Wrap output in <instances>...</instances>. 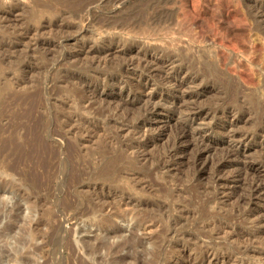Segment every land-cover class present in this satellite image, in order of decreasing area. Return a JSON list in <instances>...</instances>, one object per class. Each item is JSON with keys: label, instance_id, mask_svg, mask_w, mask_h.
I'll use <instances>...</instances> for the list:
<instances>
[{"label": "rangeland", "instance_id": "374dc122", "mask_svg": "<svg viewBox=\"0 0 264 264\" xmlns=\"http://www.w3.org/2000/svg\"><path fill=\"white\" fill-rule=\"evenodd\" d=\"M192 1L202 15L196 26L187 13ZM215 1L0 0V264H172L177 252L184 248L194 254L202 242L264 264L258 257L251 260V254L242 255L241 249H264L263 240L241 241L238 247L227 233L215 232L211 240L206 238L211 229L201 230L206 220L217 225L240 215L242 210L235 215L230 211L234 199L212 203L213 193L197 185L190 161L183 163V157L174 159L171 173L153 166L160 163L182 119L168 109L174 99L180 101L179 95L170 94L160 76L144 87L139 70H119L183 68L205 87L215 82V89L206 90L195 87L201 82L195 81L187 92L203 91L198 105L217 109L215 117L198 120L215 126L206 138L215 147L216 161L227 148L223 128L228 121L244 133L255 121L252 107L264 109V17L258 29L248 15L258 5L263 12L264 1L230 0L238 17L250 18L243 23L224 22ZM216 24L228 38L239 39L241 51H225V63L219 58L223 50L215 38ZM254 40L261 51L250 46ZM108 49L114 54H99ZM148 53H157L156 59ZM226 67L252 74L254 84H239ZM87 76L93 79L85 82ZM104 76H119L122 83L108 91L101 86ZM236 81L247 102L245 113L242 118H222L218 108L230 106L227 98ZM141 86L155 95L149 103H158L162 113L152 117L148 129L125 130L124 119L142 116L148 95L130 102L122 90ZM86 93L89 105L76 102ZM118 103L128 112L116 115ZM112 117L118 125L110 122ZM141 142L148 145L139 152L135 147ZM260 150L257 141L239 148L249 161L257 159ZM201 180L208 179L204 175ZM257 207L264 212V200Z\"/></svg>", "mask_w": 264, "mask_h": 264}, {"label": "bare ground", "instance_id": "6f19581e", "mask_svg": "<svg viewBox=\"0 0 264 264\" xmlns=\"http://www.w3.org/2000/svg\"><path fill=\"white\" fill-rule=\"evenodd\" d=\"M216 1H215L216 2L215 4L217 5V8L223 13V18H221V19H223L224 22L231 23L230 21L233 20L236 22L238 21V22L243 23L246 20L250 19V18L247 19L245 14L238 17V15H240V14H238V12H236V11H238L237 9L234 10L231 8L232 6H230L231 5L230 0H216ZM263 1L264 0H261V2H263ZM260 4H262V3H260ZM195 5H196V3H195ZM195 5H194V2L192 1L190 8L187 6V8H189L187 13H189L188 15L191 17V25H194V26L197 25L198 17H202V15L199 16L200 13L199 14L197 13V8ZM248 10H250L249 7H248ZM199 11H200V9L198 10V12ZM249 13L250 14H248V15H250L251 18H253V19H251V20H253L252 22H254L255 25L258 24V26H256L257 28L258 27L261 28L262 27L261 21L259 19L264 17V14H263L264 11L262 12V10H260V7L258 5V7L255 6V9L251 10ZM250 16H248V17H250ZM80 19H82V18H80ZM243 25L244 24H242V26ZM227 35L228 34L223 30V27H221L220 24L215 25V38H216V41L219 43V47L223 50V51H221V54H219V58L222 59L223 63H225L223 58H222V57H224L225 51L226 52H232V53L241 51V49L239 48V43H238L239 39L237 41V40H235V39H237V37L235 39H233V38H228ZM232 37H235V36H232ZM253 42L254 43H252V44L250 42V44H251L250 46L252 47V49H256V50L259 49L260 45L258 46V43L257 42L255 43V40ZM263 44H261V45H263ZM130 48L132 49L133 47L130 46ZM112 50L114 52H120L121 51V50L114 49V48ZM112 50L111 49H108L105 51L102 50V51H100L99 54H112V53L114 54V52H111ZM124 50H122V51H124ZM94 51H93V54H94ZM147 55H148V57L150 55L151 58L156 59L154 57L157 55V53H155V55L148 53ZM160 55H159V57L161 58ZM146 60H148V59H146ZM149 62L155 63L156 60H149ZM146 63H147V66L148 65L150 66V63H148V62H146ZM166 63L167 62H165V64ZM155 64H158V63L156 62ZM172 64H173V62L171 61V63H168L167 66L172 65ZM130 69H137L140 71L141 76L140 75L139 76L143 77V79L146 80L145 84L143 85L144 87L150 83V79L153 76H155V75L160 76L162 79V86H165L167 88L166 90L170 94H172L174 97H177L179 95V98H180V101L179 100L177 101L176 99H174L172 101V106L168 107V109L170 112L177 113V115L178 114L182 115V119H180V121L177 123L178 128L176 127L177 130L175 129L176 131H175L174 138H173V140L171 139L172 143H169L170 145L168 144L166 146V148H164L165 150H164V153L161 155V160L159 161L160 163L153 165V166H156L158 168V172L171 173L175 167V166H173L174 159L177 158V156L183 157V159H184V160H182L183 163H185V161L186 162L190 161L189 162L191 164L190 167H192V169H193L192 175H193L194 179L196 181H198L197 185H200V187L202 186L204 191H210L211 193H213V195H212L209 192V195L211 194V196H212L210 199V201L212 203L213 202L215 203V201H218V203L224 204V203L230 201V199H232V200L234 199V202L232 205L233 207H232V209H230V211L232 210V213H234V215H235L237 210H242L240 215H238L239 217L236 216V218L235 217L233 218V215L230 214V215H232V218H231V216L228 215L230 217V220L228 223H226V222L225 223H218L217 225H215L214 223L206 220V223L203 225V223L199 221L200 224L202 223V225H203V227H201L202 225L200 226L202 228L201 230H204V229L206 230V228H207L208 230L211 229V231H212V232L208 231L206 238L211 239V240L215 239V232H216L219 234L221 233V236H222V234L227 233V235L233 241V243L234 242L237 243L236 245H238V243L240 244L241 241L242 242L247 241V243H249L248 241H252L253 239L258 240V241L263 240L261 243H264V212L259 207H257V204L260 201L264 200V109L257 108L259 110L256 111L254 109V107H252L253 108V115H252V112H248L249 117L252 118L251 117V115H252L254 118L252 120H255V121L254 122L251 121L252 122L251 124H253L252 125L253 127L250 128L251 130H249L247 132H244V133L238 132L239 130H236L234 128L236 125H234V123L231 122V120L228 121L229 123H227L226 126H224V128H223L224 131L226 130V136L228 139L227 148L224 150V152L222 153L221 156L219 155L220 157H218V159L215 161V147L214 146L212 147L206 138L207 133L209 134V133L215 131V126L211 125V123H210V125L207 127V124L202 125L203 124L202 122H201L202 124H199L198 120H199V118H202V116L215 117V115L217 114V112H216L217 109H215L214 107L213 108L204 107L205 105L202 108L198 105L197 102L200 100L199 99L200 95H201L200 93H203L202 90H201L202 92H200L198 90L187 92L188 91L187 90L188 85L192 84V86H193V83L195 81L196 82L199 81L200 78L198 76L191 78V76H190V75H192L191 71L187 70L186 72H184L183 68H160V67L159 68H154V67L152 68V66H151V68H120L119 70L126 73ZM119 72H118V74H119ZM227 74L229 77L230 76L233 77V75H234V77L237 76V78H239V80H238L239 84L240 83L242 85L244 84V87L249 86V85L252 86L254 84V79H253L252 74H249V73H246L243 71L238 72L237 69L233 71V69L230 70V68L229 69L227 68ZM91 77L92 76H87L84 81L86 82V81L90 80L89 78H91ZM92 79H93V77L91 78V80ZM100 82H102L101 86H103L104 88L108 87V91H113V88H109V87H112V85L120 86V84L122 83L119 76H113V77L104 76V78L101 79ZM238 82L236 81L233 83L238 84ZM208 83H211L210 87H208V86L205 87L206 84H203L202 81L200 83L196 84L195 87L198 86L202 89L206 88V90L215 89V82L209 81ZM238 85H236L235 87L231 86L232 87L231 95L229 96V98H227L229 100V102H231L230 106L225 107L222 111H220L219 110L220 108H218V112H221L220 116L222 118H226V117H228V119H229V117H231V118L232 117H234V118L239 117L240 118L245 113L244 105L246 106L247 102L245 103V99H244L245 97H241L242 91H240L241 87H240V85L239 86ZM143 86H141L139 88L138 87H131L130 89H123L122 90L123 97L130 100V102L138 99L139 96L148 95V99L146 98L148 103H147V106L144 108L143 115L137 119L135 118L134 120H131L132 118L130 120H128L127 119L128 117H126L124 119V121L127 122V127L125 130L135 129V131H136L137 130L136 128H140V127H144L146 129H148L151 127L150 121L152 120V117H156L157 114L162 113V110L157 107L158 103L154 104L155 101H153V103H149L152 99H155V95H153V93L149 94V92H146V89ZM185 88H186V90L184 92ZM87 93L84 94V96H82L79 100L77 99L78 101H76V102L84 104L85 106H86V104L89 105L91 98ZM240 100L242 101L241 103H240ZM222 102L224 103V101H222ZM221 103H219V104H221ZM263 103H264V100H263ZM123 104L118 103L117 106L115 107L116 115L118 113L119 114L122 113V115H124L125 111H127V110H125V111L123 110L124 109V106L122 107ZM196 105L198 107H196ZM258 107H259V105H258ZM248 110H249V108H248ZM112 113H113V111H112ZM134 115H136V114H134ZM217 117H219V116H217ZM112 119H114V117H112L111 120L109 119L110 122L113 123L114 126L118 125L117 122H115V121L113 122ZM124 124H125V122H124ZM121 126L124 127V125H121ZM71 127H72V125H71ZM146 129L144 131L145 133H146ZM142 131H143V129H142ZM69 132H71V131H69ZM144 132H143V134H144ZM255 141H257L260 144L261 154H259V157L257 159H255V160L253 159V161H251V160L249 161L245 157V154L243 152L239 151V148L243 145H244V147H246V146L250 145L251 143H254ZM147 145H148L147 142H141V143H138V145L135 148L140 152V151H143L147 147ZM139 154H141V153H139ZM141 156H142V154H141ZM145 157H147V156H145ZM185 158H186V160H185ZM183 163L181 162V164H183ZM152 164H151V166H152ZM187 165H188V163H187ZM204 175H205L206 180L208 179L207 182L206 181L202 182L203 178L201 180V177H204ZM195 180H194V182H195ZM197 187H198V189L200 188L199 186H197ZM205 194H207V193L205 192ZM207 199H209V198H207ZM205 203H207V202H205ZM228 211H229V209H228ZM228 211H225V212L227 213ZM102 212H103V210H102ZM225 212H224V214H225ZM198 213H201V211ZM106 214H107V212H106ZM202 214L204 215V213H202ZM202 214H201V217L204 218L205 215L202 216ZM206 216H207V214H206ZM223 217H225V216H223ZM211 219L213 220V218H211ZM207 221H208V223H207ZM241 228H246V231L241 230ZM200 232L201 231H199V233ZM202 233L203 232H201V234ZM243 238H245V239H243ZM179 241H182V243H184V244L188 243L187 239H186V242L183 239H181ZM202 244H203V246H202ZM202 244H200V246H201L200 251L201 252L196 251V253H194V254H192V252L191 253L185 252L184 248H183L182 250L177 252V254L175 255V257L172 261V264L178 263V262L184 263V264H194V260L196 261L197 259L199 260V262L195 263V264H251L252 262L249 261V258H248L250 254H251L250 259L252 257H258L261 260L262 259L264 260V249L263 248L260 249L259 251H253L252 247H249V246L245 247L243 245L245 248H241V249H244L243 250L244 252L242 253V255L246 256L247 254H249L247 257L248 260H246L244 258H241V259L238 258V256H237L238 254L236 255L235 253H226V252L224 253V252L216 251L214 243H211V242L206 243L205 242V244H204L202 242ZM241 246H242V244H241ZM238 247H240V245H238ZM102 249H103V247H102ZM198 249H199V247H198ZM134 251H135V249H134ZM241 251L239 253L240 255H241ZM135 253H134V255H135ZM132 257H134V256L132 255ZM135 257H136V255H135ZM192 257H194V259H192ZM138 260H139V258H138ZM169 264H171V263H169Z\"/></svg>", "mask_w": 264, "mask_h": 264}]
</instances>
